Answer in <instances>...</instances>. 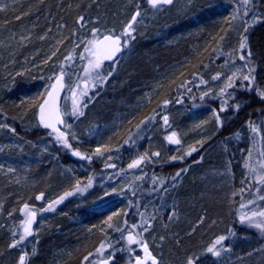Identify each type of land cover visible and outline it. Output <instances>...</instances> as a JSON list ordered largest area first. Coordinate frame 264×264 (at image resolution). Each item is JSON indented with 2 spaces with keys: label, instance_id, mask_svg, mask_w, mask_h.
<instances>
[{
  "label": "rangeland",
  "instance_id": "obj_1",
  "mask_svg": "<svg viewBox=\"0 0 264 264\" xmlns=\"http://www.w3.org/2000/svg\"><path fill=\"white\" fill-rule=\"evenodd\" d=\"M32 1L38 0H12L14 3ZM42 1L45 0H40ZM120 1L123 5L112 17L104 12L96 13L95 16L85 14L83 26L76 21L74 27L72 25L68 31L64 30L63 23L55 21V14L37 12L27 28L13 21L17 29L0 43V85L6 96L5 100L0 99V107L5 109L6 114L0 116V124L8 125L7 128H0V191L2 184L7 182L17 186L14 190L26 189L30 183L29 177H36L37 174L46 175L47 181L57 184L48 185L49 187H44L43 183L34 185L43 184L38 190L35 187L36 195L28 202L29 209L36 212L32 224L33 235L26 237L17 248H9L12 242L7 241L4 245L7 256L5 259L10 257L13 264H17L19 256L27 252V264H36L41 253L50 247L49 260L45 259V264H102L105 259H109V264H134L135 258L140 254V246L128 244L127 237L131 233L149 245L153 254L159 258L160 264H173L168 251L171 237L206 222L207 249L220 236L229 234L228 227L231 230L235 228V236L231 235V239L238 234V240L234 241L238 247L230 248L227 243L222 242L216 246L221 254L214 256L211 253L214 264H244L243 249H247L251 242L242 232L248 231L255 235L258 229L241 223V216L264 210V199H261L264 197V182H258L259 177L264 175V114L259 112L252 119L246 117V121L236 126V129H231L230 135L222 137L219 133L220 124L215 118L217 112L212 105L218 102L220 108H226L224 101L234 100V105L240 103L244 106L239 93L244 85L238 82L243 80L247 69L243 67L245 61L239 59L240 53L235 48L239 47L240 38L231 36L230 44L222 49L221 55L212 54L214 57L201 71H197L199 68L195 70L198 75L194 74V83L184 88L181 100L166 99V105L163 100L157 105V110L152 108L147 112L149 105L168 86V79L181 68L182 62L164 67V71L153 74L143 84H133L130 77H139L135 69L141 61L136 53V44L152 38L151 32L157 25L158 17L161 18L163 14L183 17L194 10L197 0H191V4L188 0H174L171 5L156 9L147 0H118L117 3ZM230 2L237 14L236 20H240L239 11L243 7L241 0ZM106 4L104 0L100 6L101 11ZM137 5L144 8L134 24L135 31L132 35L135 39L129 42L128 48L118 59L119 62H103L99 69L86 73L84 69L93 57L84 51L85 44L82 41L93 39V28L100 29L102 33L110 29L116 33L122 32L135 14ZM255 14L262 16L258 10ZM3 17L5 16L0 14V18ZM201 35V31L189 30L186 34L181 33L161 44L184 45L190 38ZM202 41L206 43V39ZM81 54L84 59H81ZM69 56L71 59H68ZM111 68H115V71L107 76ZM61 71L63 95L60 110L64 124L60 131L66 133L71 147L59 143L56 133L50 129L51 139H48L42 132L44 127L39 123V104L51 90L50 85L56 83L55 77ZM233 73H236L235 77ZM98 75L107 76V79L100 83ZM214 76L218 78L214 80ZM229 77L233 78V86L225 88ZM165 80L167 81L164 85ZM126 86L134 100L126 106L121 103L120 106L123 105L124 109L120 110V107L113 106L110 94L118 97L121 94L118 91L123 92ZM194 87L196 93L190 91ZM6 88L9 90L6 91ZM257 88L264 89V81H260ZM221 89H225L224 93H221ZM9 91H14L15 94H10ZM74 99L83 115H72ZM263 107L264 105L260 106ZM7 109H14V114ZM140 116H144L142 120L147 127L142 130L143 123L139 124V128L129 130L130 124L129 127L126 124ZM165 116L168 118L167 124L164 122ZM13 128L15 132L10 130ZM253 128L256 130L253 131ZM173 132L180 144L169 143L166 139ZM105 147L110 151H104ZM192 147H196L198 151L185 156ZM97 148L101 149L102 155L95 154ZM73 151H79L83 156H91V159L75 156ZM153 153L159 155L153 156ZM145 154L148 159L139 166L128 167ZM181 156L184 157L183 160L179 159ZM172 157L177 159L172 160ZM186 159L190 160L185 167L187 171L173 180L175 173L180 171L178 164L184 163ZM197 160L200 162L195 163ZM159 161L177 169L168 174L167 168H163L165 166ZM89 179L91 187H87ZM77 182L79 187L85 189L83 192L76 191ZM205 187L210 189L204 190L206 193L200 195L202 199L209 201L210 192L213 190V193H217V202L220 205L225 203L224 209L228 210L225 212L227 226L223 220L206 221V212L201 214L198 221L195 216V221L191 224L183 221L184 212L193 213V208H196L187 201L191 197L189 195ZM26 191L24 195L28 194V189ZM67 191L74 194L56 205L54 211H43ZM41 193L44 194L43 198L37 200L36 197ZM143 193L148 196L142 198ZM105 201H112V209L108 204L98 211L95 203L103 205ZM83 206L89 209L85 213L86 219L81 218L78 223L70 222L68 211L71 207L79 209ZM122 206H126V211L131 206L134 207L136 218L133 223L127 218L120 219L117 223L113 221ZM23 207L18 209L17 221L13 222L11 219V225L7 229L13 240L18 239L23 232ZM91 209L94 212H88ZM109 216L112 217L110 221ZM170 216L172 219H169ZM63 219L68 222L65 229L60 227ZM145 222L149 227L146 232L141 227ZM109 224L112 227H108ZM13 232L17 233L15 237ZM161 236L165 237L163 241L160 240ZM67 239H73L75 245L67 244ZM58 242H62L60 247H53V243ZM101 245L104 248L97 253L96 250ZM33 248L36 249L34 255ZM89 253L93 255L89 257V261H84ZM110 253L113 254L111 257ZM187 260L183 256L174 264H186Z\"/></svg>",
  "mask_w": 264,
  "mask_h": 264
},
{
  "label": "trees",
  "instance_id": "obj_2",
  "mask_svg": "<svg viewBox=\"0 0 264 264\" xmlns=\"http://www.w3.org/2000/svg\"><path fill=\"white\" fill-rule=\"evenodd\" d=\"M144 1L145 0H143L142 2ZM230 1L232 0H197L194 10L183 17L163 14L161 18L158 17L157 25L151 32L152 38H150L149 41L146 39L144 41H139L138 44H136V53L140 56L141 61L135 69V73L138 74L139 77L137 79L130 77L133 84H143L144 81L152 78L153 74L164 71V67L166 68L175 63L179 64L182 62L181 68L174 73L172 78L168 79V86L163 91H161V95L152 104L149 105L147 112H149V110L152 108L157 110V105L159 103H162L163 100L165 101L166 99L171 98L172 101L174 99L179 101L181 96H183L182 91L184 90V88H188V84L194 83L192 82V77L194 76V74H197V71H201L202 67H205L209 63L210 59L214 57L213 55L220 54V52H222V49L227 46V44H230V38H232L231 36L234 35L233 38H240V35L243 32L244 20L249 19L256 10H258L261 15L264 16V0H250V3L248 4L249 15L244 16L245 8L243 6L242 10L239 11V14H241L240 20H232L231 27L229 28L226 21L230 19L233 13H236L234 12V9L232 7L233 4ZM103 2L104 0H45L42 2L38 0L32 1L30 3H14L12 2V0H0V7H4L6 9L4 11H0V14L5 16L3 18H0V43L2 41H5L6 38L10 37L9 35L12 32H15V29H17V25L14 24L13 21L21 24V27L24 26L25 28H27L28 26H30L31 20L35 16H37L35 14L37 12H45L51 15L55 14V21L63 23L64 30L68 31L71 30L72 25L74 27L76 21L78 20V17L80 16H83L85 14L95 16L101 12H104V14L106 13L112 17V15L119 12L120 8L123 5L122 1H120V3H117L118 0H106L107 4L104 10L102 9L101 11L100 6ZM143 8L144 7L142 5H139L140 12L143 11ZM17 17L20 18L17 19ZM189 30H197L198 32L201 31L202 35L198 36L197 38H190L189 42L184 45L170 44L164 46L161 44V42L171 40L181 33L186 34V32H188ZM220 36H224L225 38L223 40H220ZM199 37H202V39H200ZM203 39H206V43L202 41ZM249 40L252 45V50L256 53L254 59L257 62V67L252 90H246L248 88L247 81L241 80L238 82L239 84L242 83V85H244L243 89H239L240 97L243 98L244 106L240 108L238 112H236L233 109L234 100H230L227 101L226 110L221 112V108L217 104L218 102L212 103L213 108L220 116L222 126L220 125L219 127V133L222 137L230 135L232 130L234 128L236 129V126L243 123V121H246V117L249 116V118L252 119L256 118L259 112L264 114V107L260 108L261 105H264V101H262L256 94L258 83L260 81H264V22L255 24V26L250 30ZM202 42L205 45L202 44ZM191 48H194V50H192ZM235 48L236 50H238V47ZM195 70L197 71L195 72ZM166 81L167 80L163 82L164 85L166 84ZM17 85L18 84H16L15 87H17ZM128 86H126L123 92L118 91L119 93H121L120 95H118V97L110 94V96L113 98V106L117 108L120 107V110H123L124 106L131 104L134 100V96H131L127 90ZM1 88L2 87L0 85V99L2 101L5 100L6 96H4L5 93L1 90ZM190 88H192V85H190ZM7 90L9 89L6 88V91ZM190 91L196 93V88L194 87L193 89H190ZM9 92L10 94H15L14 91ZM187 102L191 104L189 100ZM121 103H123L124 106H120ZM1 109L0 116L6 115L5 109H3V107ZM7 110H10V112L12 111V114H14V109ZM143 117L144 116L134 117L130 123L126 124V126L129 127L130 124L129 130L136 128V125L141 124V121H143ZM146 127L147 125H145L144 123L141 128L142 130H144V128ZM42 132L48 137V139H51V131L49 129L44 128L42 129ZM122 135L123 133L121 134V136ZM189 161V159H186L184 163L181 162L180 164H178V170L184 169ZM159 163H162L165 166L163 168H167L168 174H172V172L177 169L168 163H164L162 161H159ZM164 172H166V170ZM241 176L242 174H240V178ZM29 178L30 183L28 184V188L25 187L26 189L19 188V190H14V188H17V186H14L13 183L11 184L9 182L3 183L1 186L0 253L2 254H0V264H13V260H11L10 257L8 259H5V257L7 256L5 255L6 246L4 245L7 241L13 242V237L9 235L7 229L11 225V219L13 222L17 221L16 215L18 213V209L33 200L36 195V193L34 192L35 187L38 190L39 188H41L40 185L43 184H45L44 187H47L51 184L57 185L56 183L47 181L48 177L46 175L41 176L37 174L36 177L30 176ZM79 182H81V180ZM37 183L43 184L34 186ZM210 187H205L204 189L198 192H192L191 195H189L191 197L187 201L193 203L192 205H194L196 208H193V213L192 211H189L187 213L184 212L183 216L185 217H183V221L186 224L193 223L195 221V216L198 221V218H200L201 214H204L206 212V214H204L207 218V220L205 219L206 221L214 222L223 220V222L227 226L228 218H226L225 212L228 210L224 209V202V205H220V202H217V193H213V190H211V192L209 191L211 194V198L209 201L200 197V195H203V193L205 192L204 190L206 188L210 189ZM27 189L28 194L24 195V192ZM147 196V193L142 194V198H146ZM95 206L99 211V203H95ZM74 208L75 207H71V209L68 211V215L71 218L70 222L73 221L75 223H78L80 222L81 218L86 219L85 213L87 211V207L83 206L79 209ZM92 211L94 212L93 209L90 210V212ZM135 212L136 211L132 206L128 209V211H126V206H122L116 214L117 218L113 217V221L117 223L118 220L127 218L131 223H133V220L135 221L136 218L134 217ZM61 224L62 226L60 225V227L65 229L68 225V222L64 220V222H61ZM206 224L207 223L205 222L203 225H196L195 227L192 226L190 228H187L189 229L188 231L186 230L187 232L182 231V233H179V235H177L176 237L171 235L172 237L168 244V251L171 255V261L173 264L176 261L180 260L183 256L185 259L191 258L195 264H214L213 256L211 255V253L207 252L206 235L208 234V230L205 229ZM235 225L237 226V224ZM193 229L195 230L193 231ZM228 229L232 231V233H234L235 231V228L233 229L234 231L231 230V227H228ZM212 230L213 229L211 228V231ZM242 234L248 237L249 241L251 242V245L248 246L247 249H243V252L245 254L244 264H261V262L262 264H264V251H258V249L264 248V233H261L259 230H257L255 235L254 233L252 234L248 231H246L245 233L242 232ZM223 236L227 237V239L222 241V244L227 243V247L230 248L238 247V245L234 243L235 240H238V234L235 238L233 237L235 236L234 234L232 236V239L230 238L231 235L229 234ZM70 240L71 239H67L66 243H72V245H75L73 243V239L71 240V242ZM61 244L62 242H58L57 244L53 243V247H60ZM76 247L79 248L80 246ZM46 251L41 253V258H38V263L36 264H45V261L49 260L48 258L50 247L46 248ZM249 253H251V255H249ZM77 254L79 255L78 252ZM42 257L44 259H42ZM259 260H261V262Z\"/></svg>",
  "mask_w": 264,
  "mask_h": 264
},
{
  "label": "snow or ice",
  "instance_id": "obj_3",
  "mask_svg": "<svg viewBox=\"0 0 264 264\" xmlns=\"http://www.w3.org/2000/svg\"><path fill=\"white\" fill-rule=\"evenodd\" d=\"M189 4H191V0H188ZM245 11L244 16L249 15V8L248 4L250 3V0H241ZM147 3L153 8L156 9L163 5H171L174 3V0H147ZM6 10L4 7H0V11ZM141 15V12L139 10V5H137V10L134 15H132L131 20L124 26L122 32L116 33L115 30H105L103 33L98 28L92 29V36L93 39H89L87 41H82L85 44L84 51L89 53L93 59L89 60L88 67L84 69L86 73L99 69L104 61H113L114 64L118 63L117 55L119 53H122L125 49L128 48L129 42L131 40H134L135 37L132 35V33L135 31L134 24L137 22V18ZM20 17H17L19 19ZM237 14L233 13V15L230 17L226 23L228 24L229 28L231 27V21L236 20ZM85 21V17L80 16L78 17L77 22L83 26V23ZM264 22V16L257 15L255 13L252 14V16L244 20V27L243 32L240 35L239 39V47L238 52L239 59L241 61H245L243 67L247 69V73L243 75V80L248 82V88L246 90H252V86L255 81V72L257 67V62L254 59L256 53L252 50V45L249 40L250 30L255 26L257 23ZM225 37L220 36L219 39L223 40ZM23 39V38H22ZM43 39V37H41ZM215 51V49H214ZM55 55V53H53ZM84 55L81 54V59H84ZM68 59H71L69 56ZM47 62V61H45ZM113 71H115V68H111L107 76H111ZM107 76L100 77L98 75V80L100 83H103ZM236 76V73H233V77ZM218 77H213V79H217ZM56 83L51 84L50 88L51 90L47 92V98L44 99L42 103L39 104V123L46 129H51L53 133H56V140L64 145L65 147H71V145L68 143V139L65 132L60 131V129L57 127L58 124H64L63 119L61 118V113L59 111V108L56 105V97L59 89L63 86L62 85V79H63V71H61V74L59 76L55 77ZM232 77H229V83L225 85V88H230L233 86L232 84ZM225 89H221V93H224ZM256 94L258 97L264 101V89H256ZM207 95V93H205ZM231 96V94L229 93ZM203 98V97H201ZM76 100H73V111L72 115H83L84 113L76 106ZM167 104V101H165V105ZM225 105H227V101H225ZM85 107L87 105H84ZM242 107V104L236 103L234 105V111L238 112L240 108ZM225 107H221L220 111H225ZM215 118L217 120V123L221 124L220 116L218 114H215ZM165 124L168 123L167 116L164 117ZM144 121H141V124H143ZM251 126V125H250ZM7 124H0V128H7ZM70 128L71 126L68 125ZM137 128L140 127V125H136ZM11 131L15 132V129H10ZM253 131L256 129L253 128ZM73 139H75V135L73 134ZM169 143L173 144H180V140L176 138V133L173 132L170 136L166 138ZM127 142V141H126ZM203 142H201L202 146ZM104 151H110L109 148L105 147ZM198 151L196 147H192L190 151L185 153V156H190L192 153ZM75 156H79L82 159H91V156H83L79 151H73L72 153ZM95 154L102 155L101 149L97 148L95 150ZM153 156H158L159 153H153ZM145 159H148L147 154L145 156L140 157L137 160H134L131 164H129V168H134L139 166ZM172 160H176L177 157H172ZM179 159L183 160L184 157L181 156ZM202 159V157H201ZM200 161L197 160L195 163H199ZM247 167V165H245ZM187 169H181L180 171L176 172L175 175L172 177L173 180H175L177 177L181 176L182 172H186ZM258 182H264V175L259 177ZM163 183V182H161ZM87 187H91V179H89ZM85 189L79 187V182H77L76 191L83 192ZM74 193L71 191H67L64 193V195L60 196L57 200L52 201L46 209H43V211H54L55 206L59 203L63 202V200L68 197L72 196ZM43 193H41L39 196L36 197L37 200H40L43 198ZM261 199H264V197H261ZM21 211L24 213L25 219L22 221L23 224V232L19 235L18 239H14L11 244H9V248H17L28 236L33 235L32 230V224L35 221L36 218V212L29 209V205L25 204L23 209ZM112 219L111 216L108 217V220L110 221ZM169 219H172L170 216ZM201 222H203V218H201ZM107 223V221L105 222ZM241 223H246L249 227H254L258 229L261 233H264V210L261 211H253L251 215H242L241 216ZM108 227H112L111 224L108 225ZM143 231H148L149 227L147 226V223L145 222V225L141 226ZM195 229H193L194 231ZM117 231H120V229H117ZM17 235L16 232H13V236L15 237ZM229 235H234L231 231L229 232ZM165 237L161 236L160 240L163 241ZM227 239L225 236H220L215 243L212 245V247H209L207 249V252L212 253L214 256H220L221 251L217 250L216 246L221 245V242ZM127 242L129 245L136 244L139 245L144 252L143 257L137 256L135 259V264H159V261L157 260L156 256H153L152 253L149 251L148 244L142 239H137L136 236H133L131 233H129L127 237ZM104 246L101 245V248L97 249V253H100L103 250ZM258 251H264V248L258 249ZM36 253V249H32V254L34 255ZM2 254V253H0ZM28 253L24 252L21 254L18 258L17 264H27L28 260ZM92 253H89L87 256L84 257V261H89V257L92 256ZM113 254L110 253V257ZM251 255V253H249ZM89 264H93V262H89ZM102 264H109V259H105ZM186 264H194V261L189 258L186 262Z\"/></svg>",
  "mask_w": 264,
  "mask_h": 264
},
{
  "label": "water",
  "instance_id": "obj_4",
  "mask_svg": "<svg viewBox=\"0 0 264 264\" xmlns=\"http://www.w3.org/2000/svg\"><path fill=\"white\" fill-rule=\"evenodd\" d=\"M125 51V50H124ZM124 51L122 52V53H119L118 55H117V59H119L121 56H122V54L124 53ZM105 63H113V61H104ZM62 95H63V86L59 89V91H58V93H57V97H56V105H57V107L59 108V111H60V113H61V110H60V103H61V98H62ZM46 98H47V96H46ZM45 98V99H46ZM61 118L63 119V121H64V117L62 116V113H61ZM63 124H58L57 125V127L60 129V127L62 126ZM51 130V129H50ZM52 131V130H51ZM148 247H149V245H148ZM149 251L152 253V255L153 256H156V255H154L153 254V252H152V250L150 249V247H149ZM144 256V252H143V249L140 247V254H139V257H143ZM157 257V256H156ZM136 259V258H135ZM157 260L159 261V258L157 257ZM134 264H135V261H134ZM159 264H160V261H159Z\"/></svg>",
  "mask_w": 264,
  "mask_h": 264
},
{
  "label": "flooded vegetation",
  "instance_id": "obj_5",
  "mask_svg": "<svg viewBox=\"0 0 264 264\" xmlns=\"http://www.w3.org/2000/svg\"><path fill=\"white\" fill-rule=\"evenodd\" d=\"M105 204H103V205H101V204H99V207L100 208H103V207H105L106 205H108V204H110L109 206H110V209H112V201H108V203H107V201H105L104 202ZM87 210H89L88 208H86ZM88 212H90V211H88ZM118 212V211H117Z\"/></svg>",
  "mask_w": 264,
  "mask_h": 264
},
{
  "label": "bare ground",
  "instance_id": "obj_6",
  "mask_svg": "<svg viewBox=\"0 0 264 264\" xmlns=\"http://www.w3.org/2000/svg\"><path fill=\"white\" fill-rule=\"evenodd\" d=\"M46 98V97H45ZM62 99V98H61ZM44 101V100H43Z\"/></svg>",
  "mask_w": 264,
  "mask_h": 264
}]
</instances>
